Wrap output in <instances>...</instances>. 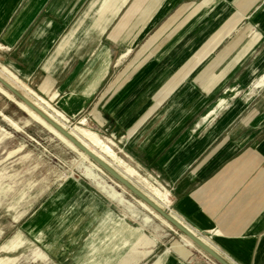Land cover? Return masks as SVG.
I'll return each mask as SVG.
<instances>
[{"label": "crops", "instance_id": "0c3cea01", "mask_svg": "<svg viewBox=\"0 0 264 264\" xmlns=\"http://www.w3.org/2000/svg\"><path fill=\"white\" fill-rule=\"evenodd\" d=\"M87 1L0 0L1 63L66 119L95 114L126 135L129 162L158 175L173 215L228 261L264 264V0H101L86 29L90 0L67 33ZM137 10L149 11L138 23ZM89 28L99 34L73 49L86 55L61 60ZM232 91L241 96L222 107ZM41 214L76 220L42 242L58 264H216L193 244L186 258L163 250L161 226L148 237L149 222L133 226L80 180L62 183ZM145 236L153 243L136 246Z\"/></svg>", "mask_w": 264, "mask_h": 264}, {"label": "rangeland", "instance_id": "374dc122", "mask_svg": "<svg viewBox=\"0 0 264 264\" xmlns=\"http://www.w3.org/2000/svg\"><path fill=\"white\" fill-rule=\"evenodd\" d=\"M89 2L90 0L84 3L67 33L74 26L76 20L85 10ZM100 3L101 0H99V3H97L87 15L84 14L80 26L86 27V29L89 27L92 20L97 16ZM148 14L149 11L147 10H137L134 15L137 18L136 23H138L139 18H144V16L147 17ZM254 33V35H257V32ZM77 34L78 32H76L68 43L66 55L64 54L59 57L61 60L65 61L66 58H71L70 60H72L79 56H85L86 54H80V51L73 54V49H78V46L83 45V43L91 39L92 36L96 37L99 33L89 28L79 42ZM94 40L95 41H92L93 46L97 43L96 39ZM144 43L145 42L139 43L140 45L135 48L134 52L126 57V77L130 72V70H128L129 66L139 63V61H134L140 47ZM0 64L4 65L1 61ZM257 76L256 78L259 80L264 79V72H260ZM260 81H258V83ZM24 82L33 88L32 85L26 81ZM240 96L241 91H232L231 94L222 98V107H227L230 101ZM0 111L12 117V119L16 120L22 126V130H15L2 119L0 114V126L11 133L9 137L4 138L0 142V264H58L57 261L54 262L47 258V250L42 245V242L46 236H64L62 227H64V225L72 226L75 224L76 220L67 219L66 215L63 214H57L51 219L47 217L44 218L41 211L45 208L47 200L58 191L59 186L71 180H80L88 184L92 190L115 211V213L118 215L127 214L133 219L134 221H130L133 226L140 227L145 221L149 222L147 223L148 230L145 231L148 237L150 236L153 238L152 234L154 233L155 227L158 228L161 226L163 228L161 231V240L164 243L163 250H166V248L170 247L174 242L182 240L181 232L170 229L163 224L160 219L150 214L144 207L137 203L135 199L137 198L136 196L130 191L124 192L122 188L115 185L110 180L112 177L105 171L104 174L99 172V175L105 182L111 184L115 189L120 191L130 203H120L110 199L97 187L95 182L87 176L84 165H88V163L83 161L76 151L69 148L39 123L30 120L29 116L16 103L2 93H0ZM68 119L70 126L78 124L96 131L102 138L109 142L127 164L136 168L140 174L148 178L151 183L167 190L170 203L166 210L171 213L174 212L169 187L159 181V176L155 173L140 171L129 162L126 144H124L126 135L116 137L114 134L108 133L106 123L95 114H88L78 117L77 119ZM26 120H29V122L26 123ZM131 180L139 186L136 182V178ZM112 196L117 197L118 194L114 193ZM45 223L46 225H44ZM49 227H52V229H49ZM148 237L145 236L140 238L136 242V246L144 242L153 243ZM175 247L181 253L178 249V243L175 244ZM187 248L190 254L193 252V249H196L189 246ZM187 253L186 250L185 253L181 254L187 256ZM200 253H203L202 255L209 259L211 263H213V261L216 262L206 253Z\"/></svg>", "mask_w": 264, "mask_h": 264}, {"label": "bare ground", "instance_id": "6f19581e", "mask_svg": "<svg viewBox=\"0 0 264 264\" xmlns=\"http://www.w3.org/2000/svg\"><path fill=\"white\" fill-rule=\"evenodd\" d=\"M207 4H209V2ZM0 76L6 79L10 84L16 87L19 91H21L26 97H28L36 105H38V107H40L44 112L50 115L55 121L60 123L63 127L67 128L80 141H82L90 149H92L94 152H96L98 155L104 158L107 162H109L112 166H114L116 169L122 172L126 177H128L129 179L136 178V182L139 185L138 187H140V189H142L152 199H154V201H156L161 207L166 209V207L170 203L168 191L151 183L148 180V178L142 176L136 168L127 164V162L118 153H116V151L106 141H104L97 133L83 126L71 127L69 125V120L66 119L62 113L56 110L46 99L36 94V92L31 87H29L25 82L21 81L15 74H13L6 67L0 68ZM263 83H264V79L262 80V84ZM0 93H2L6 97H8L11 101L16 103L29 116L31 120H34L38 122L39 124H41L45 129L49 130L50 133H52L57 138H59L63 143H65L69 148L76 151L81 156L82 160L88 163V165H84V169H85L87 176L91 180H93L95 184L97 185V187L100 190H102L110 199L114 201H118L120 203H124V202H126L127 204L130 203L120 191L115 189L114 186H112L111 184L105 182V180L99 175V172L102 174H104L105 172L97 163H95L85 152L81 151L72 141H70L67 137H65L62 133H60L55 127H53L50 123H48L41 115H39L36 111L31 109L22 100L18 99L11 91H9L6 87H4L2 83H0ZM0 114L3 115L5 118H7L16 129L22 130V126L18 122L12 121L2 111H0ZM60 118L63 119V121H61ZM64 120H66V122ZM0 142H1V139H0ZM88 171H90L91 173H89ZM110 180L115 185H118L120 188H122L124 192H128V190L123 185L114 181L112 178ZM111 191L115 194L117 193L118 196L117 197L112 196ZM135 199L137 203H139V205L144 207L150 214L160 219L163 224H165L170 229L177 231V229L170 222H168L165 218H163L158 212H156L148 204H146L144 201H142L139 198H135ZM181 237H182L181 241H176L173 243V248L177 250V248L175 247V244L178 243V249L185 248L188 252L187 256H189L190 251L188 250L187 247L188 246L190 247V244H193V245L195 244L185 234L181 233ZM200 251L202 250L200 249ZM167 253H169L168 250H167ZM187 256H185V258Z\"/></svg>", "mask_w": 264, "mask_h": 264}, {"label": "water", "instance_id": "95a60500", "mask_svg": "<svg viewBox=\"0 0 264 264\" xmlns=\"http://www.w3.org/2000/svg\"><path fill=\"white\" fill-rule=\"evenodd\" d=\"M0 83L11 91L18 99L22 100L31 109L41 115L48 123L55 127L60 133L72 141L81 151L85 152L95 163H97L107 174H109L114 180L123 185L134 196L144 201L156 212H158L163 218L170 222L178 231L188 236L196 246L202 251L214 259L218 264H232L224 256H222L216 249L205 242L201 237L195 234L189 227L177 219L171 212L161 207L154 199H152L147 193H145L140 187H138L131 179L126 177L122 172L112 166L104 158L90 149L76 136H74L67 128L63 127L60 123L55 121L50 115L44 112L38 105L32 100L26 97L21 91L10 84L6 79L0 76Z\"/></svg>", "mask_w": 264, "mask_h": 264}]
</instances>
